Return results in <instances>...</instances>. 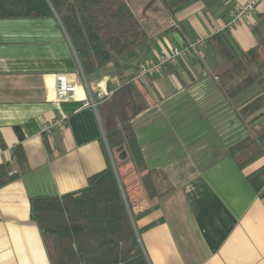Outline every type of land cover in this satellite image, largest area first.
<instances>
[{
	"label": "crops",
	"instance_id": "0c3cea01",
	"mask_svg": "<svg viewBox=\"0 0 264 264\" xmlns=\"http://www.w3.org/2000/svg\"><path fill=\"white\" fill-rule=\"evenodd\" d=\"M169 1L125 0L146 40L119 58V72L110 62L84 74L56 15L0 19V264H51L31 200L79 192L107 166L147 264H264V191L248 181L264 166V114L248 124L238 112L264 97V80L230 99L218 51L222 38L238 55L259 46L264 3L228 30L243 0H180L172 10ZM198 38V55L137 78L140 64ZM60 74L75 93L57 105ZM123 121L143 165L108 147L106 132Z\"/></svg>",
	"mask_w": 264,
	"mask_h": 264
},
{
	"label": "trees",
	"instance_id": "16d2710c",
	"mask_svg": "<svg viewBox=\"0 0 264 264\" xmlns=\"http://www.w3.org/2000/svg\"><path fill=\"white\" fill-rule=\"evenodd\" d=\"M166 4L172 10L181 2L170 0ZM55 15L84 74L110 62L119 72V58L146 40L140 22L125 0H0V19H40ZM218 51L226 60L223 68L226 80L222 85L230 99L264 80V38L258 47L239 55L222 38V48ZM242 73L246 74L241 76ZM255 97L238 110L248 124L264 114L261 109L264 97L260 94ZM139 110V106L135 107L134 112ZM14 130L21 140L19 128ZM105 136L112 153L121 159L129 158L133 165H143L127 122L109 129ZM248 181L261 194L264 166L248 176ZM31 219L40 230L51 264H147L111 166L91 176L79 192L33 198Z\"/></svg>",
	"mask_w": 264,
	"mask_h": 264
},
{
	"label": "built area",
	"instance_id": "2783aa9c",
	"mask_svg": "<svg viewBox=\"0 0 264 264\" xmlns=\"http://www.w3.org/2000/svg\"><path fill=\"white\" fill-rule=\"evenodd\" d=\"M264 3V0H243L238 3L229 16L225 29L232 30L245 21L256 9V7ZM205 45V39H196L181 49H173L170 54L162 56L155 64H140L137 70V78H143L151 75H160L165 66L175 64L178 58L187 54L198 55L200 47ZM207 72H204L206 75ZM217 80L216 77H213ZM75 87L69 83L65 75H57L55 77V103L69 101L74 98ZM64 119L52 121L42 128L43 133H49L55 128H60L64 124Z\"/></svg>",
	"mask_w": 264,
	"mask_h": 264
},
{
	"label": "rangeland",
	"instance_id": "374dc122",
	"mask_svg": "<svg viewBox=\"0 0 264 264\" xmlns=\"http://www.w3.org/2000/svg\"><path fill=\"white\" fill-rule=\"evenodd\" d=\"M253 147H251L250 149H252ZM169 191V189L168 190H166V192H168Z\"/></svg>",
	"mask_w": 264,
	"mask_h": 264
}]
</instances>
